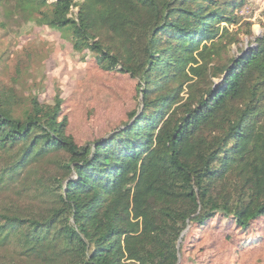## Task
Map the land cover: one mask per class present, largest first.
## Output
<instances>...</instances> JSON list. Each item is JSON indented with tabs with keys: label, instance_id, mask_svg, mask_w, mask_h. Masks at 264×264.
Instances as JSON below:
<instances>
[{
	"label": "trees",
	"instance_id": "16d2710c",
	"mask_svg": "<svg viewBox=\"0 0 264 264\" xmlns=\"http://www.w3.org/2000/svg\"><path fill=\"white\" fill-rule=\"evenodd\" d=\"M244 1L17 0L25 20L126 73L140 100L78 145L59 94L18 114L0 84V256L179 264L187 224L245 231L264 217V33L238 46L243 27L253 35Z\"/></svg>",
	"mask_w": 264,
	"mask_h": 264
},
{
	"label": "rangeland",
	"instance_id": "374dc122",
	"mask_svg": "<svg viewBox=\"0 0 264 264\" xmlns=\"http://www.w3.org/2000/svg\"><path fill=\"white\" fill-rule=\"evenodd\" d=\"M16 2L0 0V84L15 94V111L27 109L34 96L51 103L59 94L68 118L67 132L78 145L120 127L128 112L138 107L135 81L126 73L104 70L87 51L75 53L67 38L37 24L34 16L25 20L16 12ZM235 13L241 22L250 23L253 33L248 36L243 27L238 46L255 45L254 37L264 33V0H245ZM48 166L55 171L44 165ZM182 233L179 264H264V217L245 231L217 217L202 228L189 223ZM2 253L0 264H21L10 251L11 263Z\"/></svg>",
	"mask_w": 264,
	"mask_h": 264
},
{
	"label": "water",
	"instance_id": "95a60500",
	"mask_svg": "<svg viewBox=\"0 0 264 264\" xmlns=\"http://www.w3.org/2000/svg\"><path fill=\"white\" fill-rule=\"evenodd\" d=\"M183 234V233H182Z\"/></svg>",
	"mask_w": 264,
	"mask_h": 264
}]
</instances>
